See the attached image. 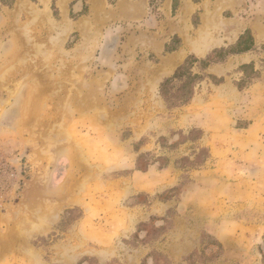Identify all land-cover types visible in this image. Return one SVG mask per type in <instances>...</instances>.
<instances>
[{"label": "rangeland", "instance_id": "374dc122", "mask_svg": "<svg viewBox=\"0 0 264 264\" xmlns=\"http://www.w3.org/2000/svg\"><path fill=\"white\" fill-rule=\"evenodd\" d=\"M0 264H264V0H1Z\"/></svg>", "mask_w": 264, "mask_h": 264}, {"label": "trees", "instance_id": "16d2710c", "mask_svg": "<svg viewBox=\"0 0 264 264\" xmlns=\"http://www.w3.org/2000/svg\"><path fill=\"white\" fill-rule=\"evenodd\" d=\"M243 41H244V37H240V39L238 40L237 44H236V49L234 50V52H242V51H246L250 48L249 45L244 46L243 45ZM228 50L224 51L227 52ZM230 52V51H229ZM197 61L196 58H194L193 56H191L190 58H187L184 63L180 66L177 67V69L174 71V74L169 77L166 78L162 81V83L160 84V94L162 95V97L165 100H169V101H176L180 104H185L186 102H188L191 98H192V94H193V88H194V82L192 83V81L195 79H198L199 76L197 74H192V72L190 70H187L186 66L188 68H190V65ZM216 61L214 60H210L209 58H206L204 60H200V63L204 64V66H207L211 63H215ZM185 78V79H184ZM185 80L182 84V88L180 93L176 94V95H170L168 94V85L173 81V80ZM142 169V168H140ZM219 246L220 244L218 242H216ZM221 247V246H220Z\"/></svg>", "mask_w": 264, "mask_h": 264}, {"label": "crops", "instance_id": "0c3cea01", "mask_svg": "<svg viewBox=\"0 0 264 264\" xmlns=\"http://www.w3.org/2000/svg\"><path fill=\"white\" fill-rule=\"evenodd\" d=\"M1 1V0H0ZM34 1H36V0H34ZM71 251L73 252V248H71ZM74 252H75V250H74ZM86 253H88V254H90V255H93V252H87V251H82V252H77L76 253V257H75V260H77L78 258H79V256L80 255H83V254H86ZM66 263V262H65Z\"/></svg>", "mask_w": 264, "mask_h": 264}]
</instances>
